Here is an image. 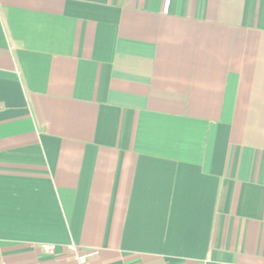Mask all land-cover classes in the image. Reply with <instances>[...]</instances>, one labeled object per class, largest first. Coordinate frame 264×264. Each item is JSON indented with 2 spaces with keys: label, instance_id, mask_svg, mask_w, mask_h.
<instances>
[{
  "label": "crops",
  "instance_id": "obj_1",
  "mask_svg": "<svg viewBox=\"0 0 264 264\" xmlns=\"http://www.w3.org/2000/svg\"><path fill=\"white\" fill-rule=\"evenodd\" d=\"M70 243L264 264V0H0V264Z\"/></svg>",
  "mask_w": 264,
  "mask_h": 264
},
{
  "label": "built area",
  "instance_id": "obj_2",
  "mask_svg": "<svg viewBox=\"0 0 264 264\" xmlns=\"http://www.w3.org/2000/svg\"><path fill=\"white\" fill-rule=\"evenodd\" d=\"M43 249L44 252L48 255H54L55 253L54 246H47ZM66 249L72 255L74 264H88V260L98 254V252L95 250H82L80 247L72 243H70V245H68Z\"/></svg>",
  "mask_w": 264,
  "mask_h": 264
}]
</instances>
